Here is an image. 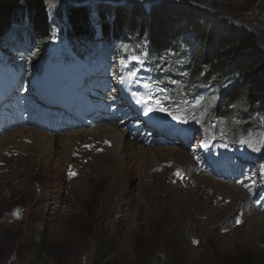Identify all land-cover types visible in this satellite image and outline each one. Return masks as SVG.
<instances>
[{
    "label": "rangeland",
    "instance_id": "374dc122",
    "mask_svg": "<svg viewBox=\"0 0 264 264\" xmlns=\"http://www.w3.org/2000/svg\"><path fill=\"white\" fill-rule=\"evenodd\" d=\"M160 1L163 0H121L122 10L117 16L129 15L131 24L132 13L157 6ZM169 2L186 3L192 8L216 13L229 24L247 28L255 34L264 53V0ZM107 4L110 3L88 0L81 6L89 13L97 10L89 15L96 24L98 11ZM75 5L72 0H46L53 36L44 52H37L36 47V54L29 60L31 63L65 53L66 24L57 16L74 9ZM158 11L165 12L161 7ZM25 24L23 20V27L15 26L5 42L13 45L17 33L21 43L27 41L28 37L20 34ZM133 38L135 42L143 41L138 36ZM88 53L94 51L85 50L83 55ZM199 54L200 50L195 49L181 55H164L162 62L166 69L174 67L183 70L187 79H197L204 76L197 65ZM189 57L192 61L188 64ZM5 60L11 68L16 67L15 52L5 51ZM118 60L113 56L104 63L106 68L110 65L113 68L106 80L110 87L101 90L104 95L84 100V105L91 106H101L106 101L104 122L93 128L75 127L83 113L70 117L42 106L45 104L34 98L31 85L28 81L22 82V78L11 94L8 92L13 83L0 84L3 104L0 108V264H28L44 233L47 247L39 264H92L98 250L110 252L109 264H156L159 255L162 257L159 264H214L215 256L249 257L259 264L258 259H264V190L261 187L264 117H254L251 122L234 117L231 124L227 121L233 116L229 111L231 104H241L238 97L243 80L230 81L225 86L227 91L222 92L223 97L211 92L203 106L196 101L188 103L191 87H196L189 82L178 87L186 86L177 98L170 100L148 94L147 103H137L132 92L126 93L119 87L123 70L132 71V67L125 64L117 69ZM18 61L17 75L31 73L23 59L18 58ZM7 69L1 70L0 82L12 79L6 76ZM147 70L141 68L139 76L148 75ZM88 74L85 64L55 69L57 93L68 90L60 77L78 85ZM41 75H45V69ZM197 93L198 90H193L190 95ZM130 99L138 105L136 112L131 111L135 116L149 115L159 125L174 123L173 142L163 148L157 140L140 143L124 138L123 141L132 142L122 147L123 153L129 155L123 162L127 165L126 171L121 167L111 168V163L108 165L111 171H96L100 164L115 161L110 158L114 155L112 143L103 138L104 133L87 134L112 125L115 119L117 123L126 119V113L120 109L129 108ZM51 101L62 108L64 105L68 109L74 107L59 99ZM79 107L74 108L79 111ZM164 115H174L176 119L169 117L170 120ZM222 124L230 126L232 132L239 126L248 133L240 143L232 144L231 134L221 129ZM128 126L125 123L123 130L129 131ZM178 135L185 139L177 138ZM142 149L148 153L144 155ZM150 149L156 152L151 153ZM165 149H173L174 155ZM51 150L54 152L49 154ZM242 151L245 153L241 154ZM48 154L49 158L41 166V158ZM190 161L192 164L187 166ZM209 162L221 167L218 171L222 178H237L221 181L205 168L206 164L212 170ZM254 192L259 193L252 197ZM15 209L21 215L18 220L11 215Z\"/></svg>",
    "mask_w": 264,
    "mask_h": 264
},
{
    "label": "trees",
    "instance_id": "16d2710c",
    "mask_svg": "<svg viewBox=\"0 0 264 264\" xmlns=\"http://www.w3.org/2000/svg\"><path fill=\"white\" fill-rule=\"evenodd\" d=\"M170 3L160 1L158 7H152L148 13H132L131 24L129 15L115 14L122 7L107 4L98 17L101 31L116 36L128 32L132 36L146 37L150 52L156 56L167 51L184 50V47L192 51L199 49L197 65L204 71L202 85L242 79L243 89L238 97L241 104L232 111L236 112L239 120L264 117V53L255 34L245 27L229 24L216 13L195 9L186 3ZM160 7L165 12L158 11ZM46 9V0H0V38L12 31L13 25L27 13L30 34L39 44L45 42L48 38ZM62 20L74 36L83 34L90 26L89 14L83 7L68 9ZM106 20H109V25ZM45 238L46 233L28 264H39L46 252ZM109 255V251H96L92 264H109ZM233 259L215 256L213 261L214 264H255L249 257ZM258 261L264 264L263 258Z\"/></svg>",
    "mask_w": 264,
    "mask_h": 264
},
{
    "label": "bare ground",
    "instance_id": "6f19581e",
    "mask_svg": "<svg viewBox=\"0 0 264 264\" xmlns=\"http://www.w3.org/2000/svg\"><path fill=\"white\" fill-rule=\"evenodd\" d=\"M164 1V0H163ZM108 78H104L102 80H97L95 82H97V84H103V83H106V80ZM105 85V84H104ZM209 99V98H208ZM211 99V98H210ZM210 103V102H209ZM131 107H134V105L132 104ZM113 120V119H112ZM115 121L113 122L112 125H108L106 127H100L99 130L95 131V132H92V133H89L87 135H93V136H97V134H94V133H104L105 134V139H108L111 143H112V148H113V156L110 157L111 159H114L115 161H111L109 160L108 162L106 163H103V164H100L99 166H97L98 168L96 169V171H111L110 170V167L108 166L110 163L113 165V167L111 168H119L121 167L122 170L126 171V166L123 162L125 160H127L129 158V155H126L123 153V150L122 147L124 146H127L126 144H129V143H132V142H129L128 141L126 142L125 140L123 141L124 139V133L122 132V130L120 129V127H118L117 125H115ZM170 131L167 130L166 133H169ZM76 138V137H75ZM102 139V138H101ZM85 140V139H84ZM96 140V139H95ZM104 140V139H103ZM97 142V141H96ZM70 143L71 142V139H70ZM106 143V142H105ZM123 144V145H122ZM80 145V144H79ZM86 145V144H84ZM74 145H72L71 147H73ZM88 146V145H87ZM82 147V146H81ZM80 149V148H79ZM96 149V148H95ZM56 150V149H55ZM81 150V149H80ZM128 150V149H127ZM145 149H142V152H144L143 154L146 155L148 153V150L144 151ZM165 150H168L171 155H174V150L173 149H165ZM74 151V150H73ZM131 151V150H130ZM153 151L155 150H152L150 149L149 152L151 153H154ZM54 150H51L49 154L53 153ZM156 152V151H155ZM73 153V152H72ZM49 154L48 155H45L43 158H41L40 160V165H44L45 164V160L49 158ZM74 154V153H73ZM177 155V153L175 154ZM68 156H69V153H68ZM177 157V156H176ZM69 158V157H68ZM94 158V157H93ZM184 159V158H183ZM50 160V159H49ZM48 160V161H49ZM69 160V159H68ZM96 160V159H94ZM191 160V159H190ZM44 161V162H43ZM85 161V160H84ZM50 162V161H49ZM163 162V161H162ZM175 162V161H174ZM159 163V162H158ZM178 163V162H177ZM170 164V163H169ZM172 164V163H171ZM192 164V161H190L189 164H186L187 166L191 165ZM36 166V165H35ZM68 166V165H67ZM39 168V167H38ZM75 168V167H74ZM88 168V167H87ZM161 168V167H160ZM163 168V167H162ZM175 168V167H174ZM84 169V168H83ZM130 171V169H128ZM77 172V170H76ZM82 172V171H81ZM209 180V179H208ZM210 182V180L208 181Z\"/></svg>",
    "mask_w": 264,
    "mask_h": 264
},
{
    "label": "water",
    "instance_id": "95a60500",
    "mask_svg": "<svg viewBox=\"0 0 264 264\" xmlns=\"http://www.w3.org/2000/svg\"><path fill=\"white\" fill-rule=\"evenodd\" d=\"M76 5H79V4H82L88 0H72ZM102 1H112V2H120L121 0H102ZM11 215L14 219H19L21 218V215L18 211V209H15L11 212ZM156 264H159L161 261H162V257L159 255V256H156Z\"/></svg>",
    "mask_w": 264,
    "mask_h": 264
},
{
    "label": "snow or ice",
    "instance_id": "6c2138e0",
    "mask_svg": "<svg viewBox=\"0 0 264 264\" xmlns=\"http://www.w3.org/2000/svg\"><path fill=\"white\" fill-rule=\"evenodd\" d=\"M133 95L136 96L135 93H133ZM142 102H143V103H147V100H144L143 98H139V97H138V98H137V103H142ZM169 114H171V113H169ZM173 118L176 119L175 116H174Z\"/></svg>",
    "mask_w": 264,
    "mask_h": 264
}]
</instances>
